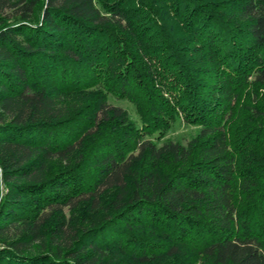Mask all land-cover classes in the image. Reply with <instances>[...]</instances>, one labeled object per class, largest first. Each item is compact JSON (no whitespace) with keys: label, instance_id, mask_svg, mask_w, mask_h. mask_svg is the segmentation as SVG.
Returning a JSON list of instances; mask_svg holds the SVG:
<instances>
[{"label":"trees","instance_id":"16d2710c","mask_svg":"<svg viewBox=\"0 0 264 264\" xmlns=\"http://www.w3.org/2000/svg\"><path fill=\"white\" fill-rule=\"evenodd\" d=\"M0 264H264V0H0Z\"/></svg>","mask_w":264,"mask_h":264},{"label":"rangeland","instance_id":"374dc122","mask_svg":"<svg viewBox=\"0 0 264 264\" xmlns=\"http://www.w3.org/2000/svg\"><path fill=\"white\" fill-rule=\"evenodd\" d=\"M110 102L112 104H114L115 106H118V107H122L124 109H126L130 116L133 118L134 117V110L133 108L126 102H121V103H118V102H114L112 100H110ZM194 133H195V129L193 128H188V127H185L184 125H181V124H178L177 126H175L173 128L172 131H170L168 134H167V138L168 139H171L172 141H181L182 143H187L191 138L194 137Z\"/></svg>","mask_w":264,"mask_h":264}]
</instances>
